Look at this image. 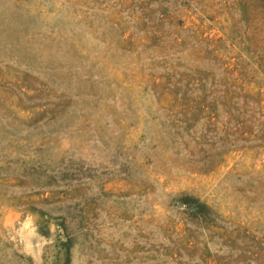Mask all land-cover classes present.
Returning a JSON list of instances; mask_svg holds the SVG:
<instances>
[{"label": "rangeland", "instance_id": "374dc122", "mask_svg": "<svg viewBox=\"0 0 264 264\" xmlns=\"http://www.w3.org/2000/svg\"><path fill=\"white\" fill-rule=\"evenodd\" d=\"M0 264H264V0H0Z\"/></svg>", "mask_w": 264, "mask_h": 264}]
</instances>
